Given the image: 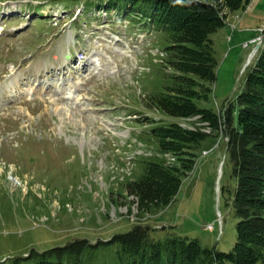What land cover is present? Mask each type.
I'll return each mask as SVG.
<instances>
[{
  "label": "rangeland",
  "instance_id": "rangeland-1",
  "mask_svg": "<svg viewBox=\"0 0 264 264\" xmlns=\"http://www.w3.org/2000/svg\"><path fill=\"white\" fill-rule=\"evenodd\" d=\"M127 1L0 0V264L32 247L109 239L139 222L153 224L158 237H198L226 251L236 241L238 218L220 192L231 172L226 133L203 140L194 169L160 211L142 212L122 188L143 172L141 158L162 154L148 139L154 124L211 130L198 115L147 102L170 69L161 31L141 11L126 12ZM243 14L248 23L212 33L217 75L208 98H195L199 106L217 111L245 88L256 43L243 39L264 24V3L252 0ZM118 246L104 249L112 258Z\"/></svg>",
  "mask_w": 264,
  "mask_h": 264
},
{
  "label": "trees",
  "instance_id": "trees-1",
  "mask_svg": "<svg viewBox=\"0 0 264 264\" xmlns=\"http://www.w3.org/2000/svg\"><path fill=\"white\" fill-rule=\"evenodd\" d=\"M128 1L126 11H141L161 31L165 67L170 69L156 92L147 95V102L171 115L199 114L211 130L205 131V124L190 129L177 121L154 124L148 139L162 154L141 158L143 172L122 180V188L138 198L142 212L160 211L175 199L181 180L194 169L203 140L215 131L217 137L226 133L225 163L229 161L231 172L222 180L220 192L238 218L236 241L226 251L203 245L198 237L176 233L158 237L153 224L139 222L109 239L79 237L45 249L32 247L28 254L15 255L10 264H264V40L247 72L245 88L223 115L195 100L208 98L216 79L212 33L226 23L222 8L242 9L251 0ZM166 151L177 159L164 156ZM115 243L119 246L111 258L104 248Z\"/></svg>",
  "mask_w": 264,
  "mask_h": 264
},
{
  "label": "crops",
  "instance_id": "crops-1",
  "mask_svg": "<svg viewBox=\"0 0 264 264\" xmlns=\"http://www.w3.org/2000/svg\"><path fill=\"white\" fill-rule=\"evenodd\" d=\"M258 2H259V4H262V2L264 3V0H258ZM256 4V3H255ZM244 13V12H243ZM241 14V16H240V18H238V19H236V18H234V17H232L231 18V20L233 21V22H235L236 24H238V22H246V23H248L247 21H245V16H244V14ZM228 24V23H227ZM244 25V24H243ZM238 26V25H237ZM258 26V25H257ZM241 27V31H243V29L244 28H242V27H249V25L248 24H246L245 26H240ZM234 29V28H233ZM232 29V30H233ZM254 35L253 34H251V36H249V37H244V39L243 40H247V39H250V38H252ZM234 37V36H233ZM233 37H231L230 36V38L231 39H233Z\"/></svg>",
  "mask_w": 264,
  "mask_h": 264
},
{
  "label": "water",
  "instance_id": "water-1",
  "mask_svg": "<svg viewBox=\"0 0 264 264\" xmlns=\"http://www.w3.org/2000/svg\"><path fill=\"white\" fill-rule=\"evenodd\" d=\"M260 46V44L258 43L254 49V52L257 50V48Z\"/></svg>",
  "mask_w": 264,
  "mask_h": 264
},
{
  "label": "bare ground",
  "instance_id": "bare-ground-1",
  "mask_svg": "<svg viewBox=\"0 0 264 264\" xmlns=\"http://www.w3.org/2000/svg\"><path fill=\"white\" fill-rule=\"evenodd\" d=\"M167 155H168L169 158H171V159L173 158L169 153ZM172 160H174V159H172Z\"/></svg>",
  "mask_w": 264,
  "mask_h": 264
}]
</instances>
